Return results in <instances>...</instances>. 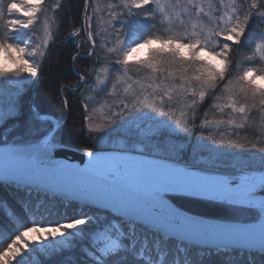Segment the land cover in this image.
<instances>
[{
  "label": "snow or ice",
  "instance_id": "1",
  "mask_svg": "<svg viewBox=\"0 0 264 264\" xmlns=\"http://www.w3.org/2000/svg\"><path fill=\"white\" fill-rule=\"evenodd\" d=\"M92 2L95 4L93 15L99 25L97 31H91L93 15H85L82 26L69 35L77 37L80 32H85L86 42L91 45L85 56L91 58L96 54L97 38L103 39L109 28H115L113 22L120 25L115 31L117 34L124 32V36L117 35L113 47L107 48L108 55L115 54V61L97 55L96 63L101 64L102 60L104 63L93 69L96 82L91 90L99 95L111 82L106 95L116 96L117 89L122 86L125 99L113 101L117 106L122 104L123 108L119 112L112 111L110 117L104 115L102 119L106 124H95L93 113L97 109H89V102L94 98H82L80 103L86 113L84 120L89 133L103 135L105 128L111 131L113 125L119 128L150 113L169 120L175 117V128L185 133L194 132L201 103L222 85L210 107L221 114L229 109V118L202 119L199 127L205 129L212 124H226L229 134L235 129L237 135L238 130L253 131L256 140L246 138L245 143L261 153L259 170L249 166L248 170L241 169L238 175L197 176L187 168L166 162L138 159L127 154H100L90 148L82 150L88 160L84 169H78L52 158L58 146L53 142V129L34 133V125L46 121L47 117L33 109L25 127L29 134L37 135L36 142L4 149V159L9 163L0 170V179L5 183H20L84 177L82 185L63 195L69 201H83L110 212L111 218L105 216L85 237L79 226L92 223V217L80 214V218H65L60 222L43 216L37 219L32 215L28 221L30 226L20 225L23 230L17 231L0 250V264H23L25 256L34 251L50 256L67 246L69 237L74 235L87 239L83 254L89 264H132V260L138 264H192L187 248H177L169 260V241L210 234L226 240V248L230 245L264 254V195L261 194L264 193V147L257 148V141L264 137V67L255 66L257 62L264 64V30L257 34L251 54L246 57L253 66L239 70L232 55L233 48H239L242 43L252 18L264 19V0H250V3L249 0H117V3L108 0V21L99 15L102 11L100 0ZM84 4L87 10L90 0H84ZM61 6V0L51 6L46 0H0V84L16 88L14 96H9L7 107L0 110V121L18 115L22 86L38 77L41 69L36 58L39 56L43 60L47 56L46 50L53 39L51 24L55 20L48 18V7L57 10ZM146 6L151 10L148 11ZM257 8L262 10L255 13L253 10ZM139 12L144 13L142 19ZM125 13L127 18L120 20ZM38 23L43 25L44 35L42 39L38 37L35 46L32 36L19 39L21 33ZM138 27H143L144 31L139 32ZM153 44L158 46L153 47ZM75 46L78 51L73 54V61L82 58L79 49L84 44L77 42ZM100 47L105 48L106 43ZM140 49H146L145 56L132 59V54ZM130 66L143 69L146 75L133 79L129 75ZM113 68L118 69L114 79ZM77 74L79 79L68 88L70 91L86 82L83 74ZM64 90L62 85L61 91ZM128 97H131L130 104L126 102ZM189 97L192 99L181 104L177 115L173 105L177 101H188ZM67 105L65 99L63 107ZM108 107L111 110L112 105ZM188 112L192 113L191 117ZM254 112L258 113V118L250 121ZM116 116L120 117L119 122L115 120ZM167 126L172 127V124ZM40 136H43L42 140ZM101 138L95 137L97 141ZM207 139H213L211 134ZM215 143L245 148V143L239 140L220 139ZM172 148L182 151L175 145ZM173 196L215 201L244 209L253 213L254 222L246 225L208 224L177 210L168 202ZM10 212L9 209L7 214ZM33 233L35 235H30ZM149 234L153 237L151 242Z\"/></svg>",
  "mask_w": 264,
  "mask_h": 264
},
{
  "label": "trees",
  "instance_id": "2",
  "mask_svg": "<svg viewBox=\"0 0 264 264\" xmlns=\"http://www.w3.org/2000/svg\"><path fill=\"white\" fill-rule=\"evenodd\" d=\"M112 2L117 3V0H112ZM55 3H57V0H55L54 4ZM100 3H105L107 5L108 0H100ZM61 4L62 6L57 10H53L51 14V19H54L55 22L52 23L53 39L51 41L50 47H55L48 53L46 57L43 71L39 77V81L35 89L34 85L36 78L33 82V85L29 84L27 90H24V92L21 93L19 99V115L7 119V125H14L12 130L9 128L7 129V133H9L8 135L10 136L13 131H15V129H23V124L25 121L29 119L28 117L32 116V109L30 107V101L32 100L34 109L38 110L40 114L54 117L59 122L63 121L64 119V121L56 130L55 140L53 141L54 143L76 149L90 148L94 151L106 149L103 146H96L94 142H90V139L87 137L90 135H86L84 132L85 112L83 105L80 103L82 99L80 93L83 87L80 86L81 89L77 90L73 95H71V91L68 90V88L71 85H74L79 79L77 73L88 76L91 70L98 68L102 63H104L103 60L101 61V64L96 63L97 55L100 57H106L107 60L111 61H113V55H105L104 48L102 49L100 47L102 43H106V40L104 39V35H106V33H104L103 39L97 38L96 40V54H94L91 58H87L85 54L91 45L90 43L86 42L85 32H80L76 39L68 37V35L75 29L81 27L83 10L85 6L84 0H61ZM102 5L104 6V4ZM102 5L101 7H103ZM94 8L95 4L92 2V0H90V6L86 15H93ZM146 9L148 11L151 10L148 6H146ZM261 10L262 9L257 8L253 11L258 13ZM116 11H119V9H116ZM101 13L104 15L106 13L105 9L104 12L101 11L99 15H101ZM125 15L123 16L125 17ZM123 16H121L119 19L122 20L124 18ZM138 16L142 19L144 17V13L139 12ZM257 18H259V16H254L252 18L246 35L244 36L239 48H233L232 50L234 63L240 66L239 70H242V68L246 66H253L251 63L246 61V57L251 54V49L254 47V44L257 40V34L261 32V29H257V27L254 26V23L256 22L255 19ZM113 23L115 24V28H109V30L113 29L115 31V29L119 28V24L115 22ZM148 23H152V21H148ZM91 24V31L95 33L99 27L98 20L95 15H93ZM138 31L143 32L144 28L138 27ZM66 37L68 38L64 41ZM77 42H82L84 44L83 48L79 49L82 58L73 61L72 56L78 51L75 46ZM42 62H44V60H42ZM255 66L258 68L263 67V65L259 62H257ZM235 70L236 69H233V71ZM86 80H90V77H86ZM62 85L65 86L64 91H61ZM220 88H222V85L218 87L217 90ZM65 99L68 101L66 108L63 107V101ZM212 104L213 99H210L209 101L206 100L201 103L197 112V119L195 121L197 125L196 130L191 132V137L188 140L191 141L192 146H189L187 149L182 151L186 154H181V156L175 157L163 153H153L149 151L151 149H148L147 151L136 152L175 160L189 165L199 164L191 161L190 159L193 151L196 150L193 140L198 134L197 128L201 123L205 111H207L209 106ZM257 118L258 113L254 112L250 117V121L256 120ZM49 122L50 121H46V124H48V129L50 127L53 128L52 125H49ZM159 133L164 137L166 136L163 132ZM34 136L37 135L35 134ZM41 137L42 136L39 138ZM246 138L247 140H256V136L251 130H241L239 131V135L236 134L234 139H232L239 140L241 143H245ZM36 139L37 137H33L11 143L31 144L35 143ZM179 140L183 141L184 139ZM179 140H177L175 137L173 139H167L166 141L176 142ZM6 144H10V142ZM129 145L133 147L132 144ZM259 147H264V137H261V139L257 141V148ZM241 150L243 152L261 155L257 149H251L246 143L245 148ZM259 165L260 162L256 166L246 165L244 168L248 169L249 166H251V168L258 170ZM261 194L264 195V193ZM170 200H172V202L180 208L194 214L227 221H254V215L250 211L233 208L227 204L196 199L187 196H173ZM5 205L7 207H5ZM9 209L11 212L10 214H7ZM80 214L92 217L93 220L100 217L104 219L105 216L111 218V213L105 210L86 206L78 202L69 201L68 199L41 192L33 188L8 183H0V241H3V243H0V250L7 246V243L10 242V238L16 235L17 231L23 230L20 225L30 226L28 225V221L32 215H35L37 219L43 216L47 220L64 222L65 218H80ZM94 225L95 224L92 222L79 227L86 237L87 234L95 228ZM152 239V235L149 234V241L151 242ZM87 243L88 241L85 238L81 240L79 244H77L74 250L69 252L66 251L64 253H56L53 256H49L45 262H39V264H89L83 254V249L86 247ZM177 248H187V254L191 258L192 264H264V254H261L259 251H241L239 249H214L198 247L195 245L179 242L175 239L170 240L168 243L169 260L173 258V253ZM182 258L183 257L181 256V259ZM129 259L131 260V257H129ZM132 264H138V262L132 260Z\"/></svg>",
  "mask_w": 264,
  "mask_h": 264
},
{
  "label": "rangeland",
  "instance_id": "3",
  "mask_svg": "<svg viewBox=\"0 0 264 264\" xmlns=\"http://www.w3.org/2000/svg\"><path fill=\"white\" fill-rule=\"evenodd\" d=\"M54 2L55 0H46V4L48 6L53 5ZM102 4H104V6ZM102 4H101L103 6L101 7L102 12H104V9H105L106 13L104 15H102L101 13V16H103L104 20L108 21L110 19L108 16L109 10L106 7L105 3H102ZM52 11L53 9L51 7H48L47 16L50 19H51ZM126 18H127V15H125V17L122 20ZM43 19L44 17L42 16L41 20ZM255 20L256 22L254 23V26L257 27V29H261V31L264 30V19H261L259 17ZM51 30L53 31L52 24H51ZM43 35H44L43 25L38 23L32 29L25 30V32L21 33L19 36V39H27L28 36H32V45L35 46V44L39 42L38 37L42 39ZM117 35H119L120 37H123L124 32L121 31L117 34L116 31L111 29L108 32H106V35H104V39L106 40L105 42L107 43L106 47L104 48L105 55L110 56L107 54V48L113 47ZM72 38L76 39V37H72ZM152 46L156 47L158 45L153 44ZM30 50L31 49H29V51ZM145 52H146V49H140L138 50V52L133 53L131 58L132 59L142 58L145 56ZM112 55H113L112 60L114 62L116 57H115V54H112ZM36 63H38L41 68L43 62L39 56H37L36 58ZM262 65L264 67V64ZM99 67H101V65ZM112 71H113V79H114L115 73L118 71V69L113 68ZM129 75H131L133 79H138V78L145 76L146 73L145 71L143 72V70L138 71L136 67L134 66H130ZM85 77H90V80H86L85 83H81L80 86L83 87V90L81 91L80 96L81 98L89 97V96L94 98L93 100H90L89 102L90 110L93 108L97 109V111L93 113V115L95 116L93 123L106 124V121L102 119L104 115H107L110 117L112 111L119 112L123 108L122 104H120L119 106L113 104L114 100L125 99V97L122 95V86L117 89L116 96L113 97L111 95H106L108 90L111 88V82H109L108 88H105L103 92H99V95H97L95 92H92L91 90V86L94 85L96 82L95 72L91 70L88 76H85ZM35 78L36 77L31 78L28 82H26L22 86V93L24 92V90H27L29 84L33 85ZM220 90L221 88L218 89L217 92L210 94L208 97H206L205 101L206 100L209 101L210 99L212 100L213 97L217 93L220 92ZM137 91H139L138 88H137ZM15 92H16L15 86L10 85V84H0V110H4L7 107L9 96H14ZM175 99L176 98L174 97V100ZM191 99L192 98L189 97L188 101H177V103L173 105V107L176 110L177 115H179L181 104L188 103ZM101 102H103L102 108H101ZM126 102L130 104L131 97H128ZM217 102L219 103L222 101H217ZM18 103L20 107L19 100H18ZM110 104L112 105L111 110H109V107H108ZM207 113H208L207 116H205V113H204L202 119L219 120L223 118L227 120L229 118L230 110L225 109V112L221 114L217 112L216 109L211 108L209 106ZM18 115H19V112H18ZM191 115L192 113L188 112V116L191 117ZM149 117H154V118H149ZM28 118L29 119L27 121L30 120L31 116ZM236 119H237V122H239V116H237ZM115 120L119 122L120 117L116 116ZM6 121L7 119L0 121V143L6 144L8 142L10 143L18 142V141L26 140L29 138L37 137V136H34L35 134L28 133L25 127V123L23 124L24 125L23 129L22 128L15 129V131H13V133L9 136L8 135L9 133H7L8 131L7 129L9 128L10 130H12L14 125L13 124L7 125ZM163 121H167V123H163ZM174 121H175V117L169 120L167 117H156L155 114L150 113L149 116H145V117H141L136 120H132L129 123L123 124V126L119 128L113 125L112 126L113 130L111 131L105 128L103 130L105 134L103 135L102 133H99V132L89 133L88 128H87V122L85 121L84 132L86 135H90V136H87L90 139V142H94L96 146L98 147L103 146L108 150L132 151L134 147L136 151H147L148 149H151L149 151L153 153L157 152V153H163V154L172 155V156L177 157V156H181V154H186L185 152H182V151H184V149H187L189 146H192V143L191 141H188L189 138L191 137L190 136L191 132L185 133L175 128ZM49 123H50L49 125H52L53 127V123L51 121ZM167 124H172V127H168ZM199 126L197 128L198 134L196 137H194V140H193V143H195V146H196V150L193 151L192 155L190 156L191 161L199 163V164H193L194 166L208 167V168L222 170V171H237L241 169H246L244 168L246 165L256 166L260 162L259 160L260 155H256L255 153L243 152L241 149L230 148L226 144L221 145V144L215 143L216 140H220V139H224V140H228L232 138L234 139L236 135L235 133L237 132V130L234 129L232 134H229V132L227 131L228 126L226 124H222L219 126H217L216 124H212V125L207 126V128L205 129H202ZM47 129H48V124H46V122H39L34 125V133L44 132ZM238 131H241V130H238ZM159 132H163L166 136L164 137L160 135ZM55 133H54V137H55ZM210 134L213 137L212 140L207 139V137ZM97 136H102V138L99 141H97L95 139V137ZM175 137L177 140L179 139H184V140L183 141L179 140L176 142L166 141L167 139H170V138L173 139ZM42 138L43 136L40 139ZM22 144H25V143H22ZM129 144H132L133 147H131ZM173 145L178 146L179 148L182 149V151L180 152L174 151L172 148ZM66 147H69V146H66ZM101 221H103L102 217L94 219L93 220V224H95L94 226L96 227ZM30 235H35V234L33 233ZM69 240H70V243L67 246L63 247L62 250H59L56 253H64L66 251L69 252V251L74 250L77 244H79V242H81V240L83 239L78 235H74V236L69 237ZM56 253H53L52 256L55 255ZM48 257L49 256L40 254L38 251H34L30 253L29 255L25 256L23 264H39V262H45Z\"/></svg>",
  "mask_w": 264,
  "mask_h": 264
},
{
  "label": "water",
  "instance_id": "4",
  "mask_svg": "<svg viewBox=\"0 0 264 264\" xmlns=\"http://www.w3.org/2000/svg\"><path fill=\"white\" fill-rule=\"evenodd\" d=\"M89 7L87 8V10H85V6H84V10H83V18H82V22H81V26L84 22V16L87 13ZM68 37H71L70 35ZM66 37L64 39V41L68 38ZM55 46H51L48 48L47 50V55L48 53L54 48ZM47 57V56H46ZM46 57L44 58V62L41 66V70L38 74V77H36V81H35V86L34 89L39 81V77L43 71V67L46 61ZM31 104V109L33 110V104H32V100L30 101ZM47 117L46 121H51L53 123V135L55 133V131L57 130V128L60 126V124L64 121L59 122L56 118L51 117L49 115H45V114H41ZM44 121V122H46ZM43 139V138H42ZM41 139V140H42ZM28 144H3L0 145V170H2L5 165L7 163H9L8 161H6L4 159L3 156V152L4 149L6 147H24ZM98 153L100 154H106V155H131L134 156L138 159H148V160H157L160 162H166L170 165L173 166H178V167H182V168H187L188 171L196 174L197 176H208V177H212V176H220V175H226V174H233V175H238L240 170L237 171H222V170H217V169H212V168H208V167H201V166H194V165H189V164H183L181 162H177V161H173L170 159H166V158H161V157H157V156H153V155H149V154H144V153H140V152H134V151H120V150H108V149H102V150H97ZM52 158L55 161H59L63 164H67V165H73L78 169H84L86 167L87 164V160L88 157L87 155L79 149H74V148H70V147H59V145L57 146V148L53 151L52 153ZM14 166H19V165H14ZM248 170V169H246ZM257 170V169H256ZM259 170V169H258ZM86 178L84 177H77V176H72V177H66V178H62L58 181H48V180H40V179H35V180H27V181H23L20 183L17 182H12V183H8V184H14V185H18V186H23V187H29L28 185H30L29 188H33L36 190H39L41 192H45L48 194H52L55 196H59L62 198H65V196L63 195V193L66 192H71L77 185H82L84 183ZM0 183H5L2 179H0ZM66 199V198H65ZM74 202H78L81 203L83 205L86 206H90L88 204H85L83 201H78V200H72ZM170 204H172L177 210H179L182 213H185L188 216H192V217H197L203 221H205L208 224H219V225H246V224H251L253 222H237V221H227V220H221V219H215V218H210V217H206V216H202V215H198V214H194L191 213L185 209L180 208L179 206H177L176 204H174L172 202V200L169 199L168 201ZM215 202V201H214ZM91 207H95V206H91ZM98 208V207H95ZM100 209V208H98ZM103 210V209H101ZM175 240L179 241V242H183L189 245H195L198 247H207V248H214V249H239L240 248H235L232 246H228L227 248L225 247L226 244L228 243L226 240H224L222 237H218V236H213V235H209L207 237L204 236H192V237H186L183 240L176 238ZM241 251H249L247 249L241 250ZM255 251V250H253Z\"/></svg>",
  "mask_w": 264,
  "mask_h": 264
},
{
  "label": "bare ground",
  "instance_id": "5",
  "mask_svg": "<svg viewBox=\"0 0 264 264\" xmlns=\"http://www.w3.org/2000/svg\"><path fill=\"white\" fill-rule=\"evenodd\" d=\"M86 15V14H85ZM85 17V16H84ZM69 36V35H68ZM81 89L80 87L79 88H76L74 91H71V95H73L77 90ZM83 90V89H82ZM34 91V90H33ZM33 102V101H32ZM33 104V103H32ZM30 107H31V104H30ZM34 107V105H33ZM66 108V107H65ZM57 145H62V144H57ZM76 149V148H75ZM79 150H83V149H79Z\"/></svg>",
  "mask_w": 264,
  "mask_h": 264
}]
</instances>
